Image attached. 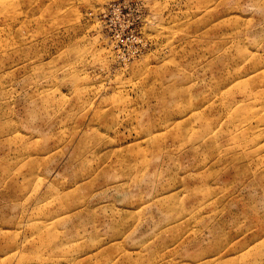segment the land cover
<instances>
[{
    "label": "rangeland",
    "instance_id": "rangeland-1",
    "mask_svg": "<svg viewBox=\"0 0 264 264\" xmlns=\"http://www.w3.org/2000/svg\"><path fill=\"white\" fill-rule=\"evenodd\" d=\"M0 264H264V0H0Z\"/></svg>",
    "mask_w": 264,
    "mask_h": 264
}]
</instances>
